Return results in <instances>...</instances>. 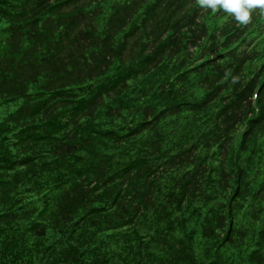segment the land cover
<instances>
[{"label": "trees", "instance_id": "obj_1", "mask_svg": "<svg viewBox=\"0 0 264 264\" xmlns=\"http://www.w3.org/2000/svg\"><path fill=\"white\" fill-rule=\"evenodd\" d=\"M0 0V264H264V14Z\"/></svg>", "mask_w": 264, "mask_h": 264}, {"label": "clouds", "instance_id": "obj_2", "mask_svg": "<svg viewBox=\"0 0 264 264\" xmlns=\"http://www.w3.org/2000/svg\"><path fill=\"white\" fill-rule=\"evenodd\" d=\"M201 8H210L215 11L217 8L230 13L232 18L246 24L250 20V12L254 7H259L264 14V0H199Z\"/></svg>", "mask_w": 264, "mask_h": 264}, {"label": "rangeland", "instance_id": "obj_3", "mask_svg": "<svg viewBox=\"0 0 264 264\" xmlns=\"http://www.w3.org/2000/svg\"><path fill=\"white\" fill-rule=\"evenodd\" d=\"M258 11L260 10V8L257 9Z\"/></svg>", "mask_w": 264, "mask_h": 264}]
</instances>
